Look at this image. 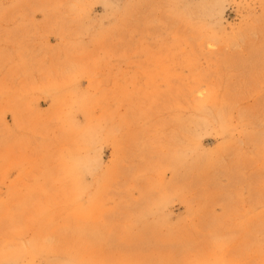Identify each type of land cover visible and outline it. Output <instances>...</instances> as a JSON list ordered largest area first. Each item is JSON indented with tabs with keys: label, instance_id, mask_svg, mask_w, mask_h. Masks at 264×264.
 <instances>
[{
	"label": "rangeland",
	"instance_id": "obj_1",
	"mask_svg": "<svg viewBox=\"0 0 264 264\" xmlns=\"http://www.w3.org/2000/svg\"><path fill=\"white\" fill-rule=\"evenodd\" d=\"M0 264H264V0H0Z\"/></svg>",
	"mask_w": 264,
	"mask_h": 264
}]
</instances>
